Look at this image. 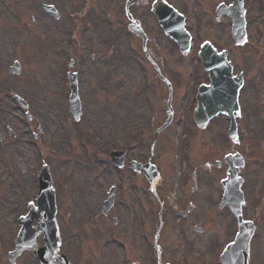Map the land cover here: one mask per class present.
Wrapping results in <instances>:
<instances>
[{
	"label": "rangeland",
	"instance_id": "1",
	"mask_svg": "<svg viewBox=\"0 0 264 264\" xmlns=\"http://www.w3.org/2000/svg\"><path fill=\"white\" fill-rule=\"evenodd\" d=\"M49 1L17 0L8 3L7 0H0V133L5 135L0 141V250L8 248L9 239L15 231L14 218L25 211L27 199L33 198L36 194V172L41 158L45 159L46 165L49 166L54 181L56 200L63 217V229L65 227L74 230V238L78 239V249L89 246L93 250L99 249L97 239L103 238V232H107L106 237L109 238L112 234L110 229L117 238L121 237L118 233L119 226H113L110 218L105 217L99 218L97 225L86 226L87 235L79 234L80 231L77 229L80 225L78 223H87L88 217L95 212L98 201L105 197L109 187L119 186L118 178L123 172L121 169L108 166L109 163L106 161L94 162L90 159L89 162H84L88 158L86 154L80 156L77 154L71 160H67L69 156L67 149L70 151L69 147L74 145L79 153L81 151L79 143L85 142L84 136L91 137V144H86L90 151L104 152L140 142L139 146L136 145L137 147L128 153V160L135 158L145 162L151 159L157 170L165 177L171 190L175 189L176 185L182 186L185 178V184L192 186L193 181L189 182L194 165L197 167L195 171L198 181L199 176L206 171L209 162L207 153L210 147H213L211 142L214 143V139L217 141L221 134L222 144L224 143L225 123L220 118L214 120L206 129L199 130L194 129L192 124L183 118L181 122L175 121L171 127L159 133L154 141L153 132L165 119V108L160 101L161 97L166 99L165 90L162 91L157 86L152 87L150 91L142 92L144 95L138 97L137 92L133 90V83L137 77L132 81L124 75V66L117 63L118 41L112 40L111 32L107 31L102 39V42L111 44L104 50L109 54L110 62L96 66L90 64V55L101 52L98 48L91 49V39L94 37L95 42V38H98L93 36V30H108L101 28L98 21L89 23L88 29L86 20H81L75 48L69 49L65 46L63 42L70 40L71 27L68 26L64 14L79 8L70 0H61L62 17L56 21L38 9L39 3ZM255 1L258 4L261 0H249L251 13L248 40L253 41V45H245L239 50L240 59L237 63V71L242 65L246 70L238 119L246 126L245 135H239L234 143V150H238L246 159L242 172L249 176L247 193L252 192L250 179L258 168L257 165L264 161V43L261 46L257 45L259 38L264 40V24L255 29L258 32L253 33L254 28L264 22V14L256 18L257 9L253 5ZM32 15L34 20H30ZM88 15L91 16L89 12ZM208 19L209 17L205 18L204 24L196 26L197 34L214 40L210 34L213 24H209ZM59 23L62 28L56 30ZM57 39L62 52L61 60L55 54L54 40ZM97 42L102 43L98 40ZM170 49L173 50L171 47ZM72 51L75 52V60L79 65L76 67L81 70L79 87L83 108L76 122L67 114L65 65L66 58L72 56ZM125 51V54L129 53ZM173 57L179 58L174 64L170 62L173 75L177 71L184 73L189 67L197 70L191 64V54L181 56L177 52ZM15 60L19 62L20 72L10 75L7 69ZM58 69L61 70V75ZM179 78L180 76L174 75L175 80ZM13 96L25 100L28 108H21L13 100ZM175 108L178 109V106ZM27 113L31 116L30 120H27ZM135 131L138 134H133ZM190 143L193 149L191 148L192 153L188 158L184 156V151ZM202 153H205L207 162H200ZM125 176L124 183L127 186L136 179L127 172ZM143 185L145 183L141 179L140 182L137 180L134 189L128 188L132 191L128 192L127 205L130 206L135 200L134 191L142 204L150 201L148 196L145 198L147 193L142 191ZM212 187L214 185L210 179L201 184L204 194H200V200L212 197ZM179 197L182 201L183 195L180 194ZM204 206L208 208L207 205ZM220 220L223 221V216L219 218ZM216 224L214 223L212 227L214 228ZM213 234L217 244L222 239L220 235H226L219 231ZM208 236V234L191 238L187 236V239L189 238V242L194 238L200 240L205 257L210 258L218 246L210 242ZM85 239L89 241L85 242ZM193 255L190 259L197 263L201 256L197 248Z\"/></svg>",
	"mask_w": 264,
	"mask_h": 264
},
{
	"label": "flooded vegetation",
	"instance_id": "2",
	"mask_svg": "<svg viewBox=\"0 0 264 264\" xmlns=\"http://www.w3.org/2000/svg\"><path fill=\"white\" fill-rule=\"evenodd\" d=\"M72 1L81 2L78 5L83 6L84 13H82L80 19L86 20V27L88 29L90 27L89 23L98 21L101 23V28L111 30L114 34L112 40L118 41V60L119 64L125 68L124 75L132 81H135L137 77L133 83V90L137 92L138 97L144 95L142 92L146 93L150 91L152 87L157 86L160 90H165L166 99H163V97L160 99L162 107L165 108L166 112L169 104L173 112L171 122L166 129L172 126L175 113H182L183 117L196 127L192 120V115L196 107L195 95L197 83L199 85L205 83L207 77L199 66L198 74L195 69L186 74L177 71L174 75L180 76V78L178 80L174 79L173 70L170 66L173 63V57H171L172 51L170 49L172 42L159 29L156 15L152 11L153 4L155 8L160 1L161 3L157 8L163 11V13L169 7L182 14L184 17V28L192 33L193 39L197 36L196 26L202 23L204 18L209 17L207 21H209V24H213L210 32L213 34L214 46L219 50L226 51L227 60L232 65L233 74L237 75L238 72H242L243 78H245L246 70L243 65V69L237 71L238 55L242 46L237 45L233 40L231 35L232 22L229 15L226 14V9L231 5L232 0H137L132 5H127V2L130 0ZM242 1L246 4L245 8L250 7L247 3L249 0ZM60 3L61 0H50L48 3H39L38 9L45 16L57 21L62 17ZM45 5H51L58 12L59 16L53 14V12L45 11L43 9ZM32 11L34 13V10ZM88 12L91 16L88 15ZM244 18L247 33L250 18L248 15H245ZM190 19L194 21L193 25H191ZM132 20L139 22L146 39L142 41L134 37V52L125 54L126 46L130 45L131 37L128 32ZM73 25L78 33V30L80 31L81 28L80 21L74 20ZM58 29H61L60 23L56 30ZM105 34H107V30H93V36H97L98 38H95V42L93 41L94 37L91 39V49L98 48L101 52H97V57L91 55L89 59L90 64L104 65L110 62L109 54L104 51L106 48H109V43L102 42ZM58 40H55V43ZM97 40L102 43H98ZM195 45L193 42V47ZM56 54L60 57L61 52L59 49L56 51ZM74 55H76L75 52ZM148 70L150 74H148ZM170 85L171 88L169 87ZM178 85H184V93L178 91ZM176 105L178 109L175 108ZM220 119L223 120L225 126L228 124L226 117L222 116ZM213 120L209 121L205 127H209ZM244 126H246L245 123H237L238 130L245 129ZM220 136L221 134L217 137V141L214 139V143L210 141L213 147H210L208 150L207 156L209 162L204 174L199 176L198 181L195 173L190 175L189 183L193 181L192 186L189 187L185 184V178L182 186L175 187L173 190L166 183V180L157 185L154 191H150L149 187H142V191L147 190L145 198L148 196L150 201L142 204L134 191L135 200H133L130 206L127 205V200L129 199L128 192L132 190L124 188L121 202L118 203L119 218L115 219V221L111 220L113 226H119L118 233L121 235L120 238L116 237L113 230L112 236L115 238L113 240H110V236L109 238L106 237L108 236L107 232H103V238L97 239L100 245L99 249L93 250L91 246L78 249V239L74 238V230L65 227L63 229L60 224L58 247L55 250L54 256L48 259L46 263L201 264L206 259L201 242L197 238L189 242L187 236L191 238L196 235L208 234L210 242L218 246L212 253L210 259H213V261L210 264H221L219 256L237 232V226L236 219L232 216L227 206L220 207L222 192L219 184L227 175V166L224 161L225 155L237 152L238 150H234L235 142H229L224 136V143L222 144ZM202 138L203 135H201V140ZM189 148L190 153H192V143L189 144ZM201 159L200 162H207L205 153H202ZM257 166L258 168L250 179L252 192H246L248 190L246 189V185L249 176L247 177L245 172L242 173L244 180V216L246 220L252 221L254 225L253 234L248 244L249 264H264V161L259 162ZM138 175L137 180L140 182V174ZM207 179H210L212 185H214L212 187L213 195L207 200H200V194H204L201 184L206 183ZM134 188L135 186L132 189ZM177 192L183 195L182 201H180V194ZM204 205H207L208 208L206 209ZM114 209L106 211L104 217H107ZM221 216H223V221H219ZM61 219L62 217L59 216V220ZM214 223L217 224L213 228ZM217 225L219 228H217ZM218 231L219 233H226L224 236L220 235V238L228 237L220 239L217 244V240L213 238V233ZM81 233L87 235L85 230H82L79 234ZM88 241L89 239H85V242ZM196 248L201 256H199L198 262L194 263V260L190 258L194 256L193 251ZM12 250V247L9 248L10 252ZM6 254L0 256V264H30V260H32V264H39L36 259L30 256L28 250H22L14 259L12 257L10 260L6 258Z\"/></svg>",
	"mask_w": 264,
	"mask_h": 264
},
{
	"label": "water",
	"instance_id": "3",
	"mask_svg": "<svg viewBox=\"0 0 264 264\" xmlns=\"http://www.w3.org/2000/svg\"><path fill=\"white\" fill-rule=\"evenodd\" d=\"M205 58H213L212 54L210 56H204ZM205 66L207 68V70L209 71L210 74V80H211V86L207 87V88H203L202 92L203 94L205 93L206 95L208 94L207 92H214L216 90L215 85H216V78L215 76V72L214 67L215 65L208 61H205ZM240 87V84H238L236 86V83H232L231 87L229 88V99L230 100H235L236 99V93L238 88ZM212 97L216 96V93L210 94ZM207 101L209 100V97L207 96ZM71 107H72V111H73V107L77 106V99L75 98V93L73 92V95L71 96ZM211 103V104H210ZM209 104V105H206ZM205 104L204 100L202 101V103H200V106L197 108L196 112H195V121L197 122L198 125L203 126V124L206 122V120H208L209 118H211L212 116H215L218 112H223L224 110L227 109H221L217 100L215 99V102H207ZM205 108V109H204ZM231 109H228L227 111L230 113ZM229 164L232 165L234 163V161H236L235 159H227ZM137 169L140 170V168L145 172V175L148 179V181L152 184L153 181L157 178V173L155 172V169L153 166L150 165H146V166H140L137 165ZM150 170L149 172L147 170ZM233 177L234 174L231 176V178L229 179V181H227L226 183H224V190H225V195H226V200L228 203H231V196H233L235 193L238 195V201H237V205L235 206V204L232 206V208L234 209L235 212H239V204H240V195L241 193L238 192V190H234L233 189ZM240 193V194H239ZM32 224V222H31ZM50 224V223H49ZM47 225V229H46V234H47V238L48 240H52V234L51 231L48 229ZM37 229H40V227L42 226V224H36L35 225ZM247 225L244 224L243 222H241V226L239 229V235L236 239V242L231 244L230 246H228L225 255L222 256V260L225 264H247L246 263V252H247ZM31 235H34L33 230L30 232ZM33 238V236H32Z\"/></svg>",
	"mask_w": 264,
	"mask_h": 264
}]
</instances>
